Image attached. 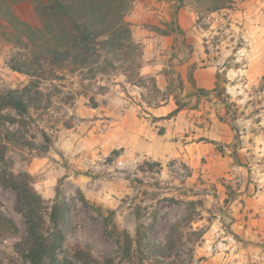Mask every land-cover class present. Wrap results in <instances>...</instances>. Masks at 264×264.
Returning a JSON list of instances; mask_svg holds the SVG:
<instances>
[{
    "label": "rangeland",
    "instance_id": "374dc122",
    "mask_svg": "<svg viewBox=\"0 0 264 264\" xmlns=\"http://www.w3.org/2000/svg\"><path fill=\"white\" fill-rule=\"evenodd\" d=\"M7 1L23 25L0 6V178L25 179L47 207L66 206L56 264H264V70L255 66L264 67V0L217 10L173 0L214 46L247 50L224 51L218 66L246 71L233 82L217 73L205 92L166 72L162 86L140 74L142 48L126 22L135 0H124L130 32L119 55L91 45L81 65L68 57L80 52L53 56L44 36L33 45L23 36L42 27L45 0ZM8 95L25 111L3 105ZM169 101L182 109L152 116ZM30 243L17 197L0 182V264H30Z\"/></svg>",
    "mask_w": 264,
    "mask_h": 264
},
{
    "label": "trees",
    "instance_id": "16d2710c",
    "mask_svg": "<svg viewBox=\"0 0 264 264\" xmlns=\"http://www.w3.org/2000/svg\"><path fill=\"white\" fill-rule=\"evenodd\" d=\"M177 1L181 4V0ZM202 1L214 4L213 10L220 9L221 6L232 2V0ZM219 1L221 3L217 4ZM124 4V0H45L41 3V9L37 10L42 27L33 29L25 26L23 36L31 45H33V34L44 36L46 39L42 44H49L47 53L53 56L59 55L61 53L59 50L80 52L68 55L76 64L80 65L95 55L91 45H96L103 50L105 48L103 46L109 43L111 48L108 54L115 57L119 55L118 52L123 47L121 44L124 40L122 34L130 32L128 24L123 22ZM0 6L3 7V17L12 23L23 25L22 21L16 19L11 3L7 0H0ZM170 31L181 32L175 21L170 23ZM102 36H105L106 39L101 43H96V40ZM189 81H191V74ZM200 91L205 92L202 89ZM3 105L25 111L23 103L12 95H8V101ZM181 109L182 106L177 105L170 116ZM0 182L15 193L18 212L22 214L27 225L31 243L25 256L26 260L30 264H56L55 255L61 244L60 225L67 219L66 206L54 201L50 207H47L40 195L25 179L2 176ZM42 215L46 216L49 224L46 230L42 228L44 224ZM7 223L8 226H12L10 222ZM108 224H112L111 217L107 219L105 226L107 227ZM107 234L112 236L111 230H108ZM121 250L123 255L129 258L130 239L127 235Z\"/></svg>",
    "mask_w": 264,
    "mask_h": 264
},
{
    "label": "crops",
    "instance_id": "0c3cea01",
    "mask_svg": "<svg viewBox=\"0 0 264 264\" xmlns=\"http://www.w3.org/2000/svg\"><path fill=\"white\" fill-rule=\"evenodd\" d=\"M175 6L173 0H135L130 15L126 17L132 36L142 48L141 75L154 76L157 84L162 86L165 82L162 75L166 72L183 86L211 90L216 85L217 73L224 71L226 79L233 82V75L246 71L224 64L218 66L219 56L224 51L236 56L238 52L247 51L245 47L234 51L230 47L214 46L210 41L213 33L200 30L196 13L187 6L177 9ZM172 21L176 22L180 33L166 29ZM255 66L264 70L260 63ZM189 74L192 85L188 82ZM231 82L229 87L236 86ZM173 109L174 105L169 101L157 107L152 116L162 119ZM180 114L181 111L175 118Z\"/></svg>",
    "mask_w": 264,
    "mask_h": 264
}]
</instances>
